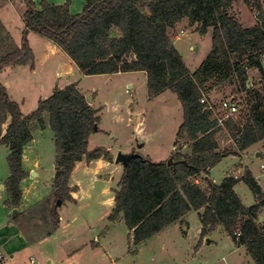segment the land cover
<instances>
[{"label":"trees","instance_id":"obj_1","mask_svg":"<svg viewBox=\"0 0 264 264\" xmlns=\"http://www.w3.org/2000/svg\"><path fill=\"white\" fill-rule=\"evenodd\" d=\"M236 1L85 0L82 11L71 14L69 0L63 4L41 0L39 6L24 0L20 45L12 43L9 34L0 37V72L16 66L34 68L27 39L33 32L60 48L82 75L143 72L149 98L169 90L179 99L183 115L175 137L174 163L142 156L131 159L113 194L109 220L121 216L135 246L170 224H183L186 214L194 210L200 211V241L222 228L255 264H264V193L250 170L245 168L237 178L226 174L218 184L209 179V170L224 157H239L256 144L264 150V17L252 27H243L231 13ZM183 18L196 26L201 37L212 29L211 50L193 72L172 41L171 30ZM114 30L117 37L111 36ZM250 70L260 74L253 87L246 84ZM225 82L243 96L237 101L238 112L221 126L214 116L216 107L209 110L200 99L209 100L208 93ZM46 115L55 144L56 201L73 200L74 190L68 184L77 162L110 159L102 147L87 148L99 118L75 84L56 88L24 115L0 83V144L7 147L9 169L5 189L7 203L14 208L20 204V183L26 176L24 146L32 140V125L45 128ZM224 135L231 142L220 147ZM179 145L187 147L188 153L182 154ZM240 183L251 191L253 205L241 202L236 192Z\"/></svg>","mask_w":264,"mask_h":264},{"label":"rangeland","instance_id":"obj_2","mask_svg":"<svg viewBox=\"0 0 264 264\" xmlns=\"http://www.w3.org/2000/svg\"><path fill=\"white\" fill-rule=\"evenodd\" d=\"M32 1L39 6L41 0ZM65 1L46 0L51 4ZM84 2L69 0L70 13L79 14ZM25 11L24 0H0V37L9 34L12 43L20 45ZM231 13L243 27H252L261 20V15L264 17V0H238L233 3ZM195 27L183 18L171 30L173 44L191 72L211 50L212 29L201 37ZM117 35L115 30L111 32V36ZM27 39L34 54V68L14 67L0 72V83L6 86L11 99L27 115L56 88L75 84L83 96L91 97L89 104L99 118L98 131L90 134L87 148L102 147L110 153V159L77 162L68 184L73 186L71 196L75 193V199L72 196V201L56 206L55 144L46 115L45 128L32 125V140L24 146L22 168L26 176L20 183V204L14 208L7 203L5 189L9 176L8 150L0 144V264H255L222 228L200 241V224L194 210L188 213L186 226L170 224L145 242L133 245L121 216L109 220L113 208L110 200L123 173L122 164L115 163V158L119 152L136 153L154 162L173 158L183 115L179 99L169 90L149 98L143 72L82 75L51 41L33 32L28 33ZM261 64L264 68V54ZM259 76L257 70H250L247 87L255 86ZM235 88L228 82L222 83L208 93L209 100L215 106L231 98L237 102L243 95L235 94ZM9 121L8 118L2 126L3 132ZM219 144L229 145L230 140L220 138ZM255 148L264 153L261 144H256L247 149L242 159L224 157L210 169L209 179L219 183L226 173H232V168L238 176L248 168L263 184L264 192V170L260 169L264 156L256 157ZM178 149L182 154L189 151L182 145ZM202 178L198 177V181ZM238 188L244 206L253 205L255 201L248 187L240 183ZM14 209L17 213L12 217Z\"/></svg>","mask_w":264,"mask_h":264},{"label":"built area","instance_id":"obj_3","mask_svg":"<svg viewBox=\"0 0 264 264\" xmlns=\"http://www.w3.org/2000/svg\"><path fill=\"white\" fill-rule=\"evenodd\" d=\"M201 103H204L206 105L205 108L209 109V110H213L214 111V106L215 103L213 101L207 100L205 97H202L200 99ZM216 110L218 112H221L222 115H218L214 114L215 118H217V121L219 122V124L222 126V121L227 119V117L233 116L238 112V106H237V102L233 101L232 98L231 99H226V100H222L219 104V106H215ZM228 138L227 135H224V137L221 138V140H224V138ZM230 140V139H229ZM231 142V140H230ZM261 169H264V166L261 165L260 166ZM234 178L239 177L236 172H233L231 174ZM33 261V260H31Z\"/></svg>","mask_w":264,"mask_h":264},{"label":"water","instance_id":"obj_4","mask_svg":"<svg viewBox=\"0 0 264 264\" xmlns=\"http://www.w3.org/2000/svg\"><path fill=\"white\" fill-rule=\"evenodd\" d=\"M193 51H196V47L193 48ZM85 99H86V101H87L88 103H90L91 100H92L90 96L85 97ZM94 131H95V132L98 131V124H94ZM175 150H176V148H175ZM138 156H140V155H138V154H136V153H132V154H123V153L119 152V153H117V155H116L115 163H117V164H122V166L125 167V166L127 165V163H128L131 159L136 158V157H138ZM255 156L261 158V157L264 156V153H262V152H256ZM182 162H184V161H182ZM171 163H174V162H173L172 158H169V160L167 161V164H171ZM106 177H107V176H106ZM238 191H239V188L236 189V192H238ZM56 206H60V201H59V200L56 201ZM16 213H17V209H14V210L12 211L11 216H12V217H15ZM207 241H208V240H207Z\"/></svg>","mask_w":264,"mask_h":264},{"label":"crops","instance_id":"obj_5","mask_svg":"<svg viewBox=\"0 0 264 264\" xmlns=\"http://www.w3.org/2000/svg\"><path fill=\"white\" fill-rule=\"evenodd\" d=\"M51 43V42H50ZM50 46V45H49ZM32 49V48H31ZM33 51V50H32ZM57 54H61L59 51L58 52H56ZM69 58V57H68ZM16 67H23V66H16ZM14 68V67H13ZM6 87V86H5ZM9 96H10V94H9ZM11 97V96H10ZM12 98V97H11ZM253 146H255L256 147V145H253ZM253 151H255V154H256V152H260L258 149H254ZM247 153V150H245L239 157H237V158H239V159H242V157H244V155ZM235 157V156H234ZM99 160V159H98ZM261 165H263L262 163L260 164V166ZM264 166V165H263ZM261 169V168H260ZM262 171L264 170V169H261ZM210 171V170H209ZM233 171H234V169L232 168V173H233ZM238 171L240 172V173H242V170L241 169H238ZM232 173H230V174H232ZM252 173V172H251ZM227 174V173H226ZM225 174V175H226ZM224 175V176H225ZM253 175V174H252ZM223 176V177H224ZM222 177V178H223ZM254 178H255V180H256V177L255 176H253ZM213 181V180H212ZM221 181V180H220ZM257 181V183L259 184V186L261 187V189H262V191H263V184L259 181V180H256ZM214 182V181H213ZM215 183V182H214ZM216 184H218V183H216ZM70 187H73L72 186V184H70ZM239 190H240V188H239ZM264 193V192H263ZM75 193H73V195H74ZM72 195V196H73ZM73 199H75V196H73ZM113 202V198L110 200V203H112ZM197 212V215H198V219H199V212L200 211H196ZM187 215H188V213L186 214V216L184 217V222H183V224H181V225H184V226H186V224H187V220H186V217H187ZM199 224H200V222H199ZM199 229H201V226L199 227ZM182 232L184 233V235L186 234V231H185V229H182ZM200 234V233H199ZM209 242H210V240H209ZM237 247H239V248H241V247H243V246H237ZM244 248V247H243ZM245 249V248H244Z\"/></svg>","mask_w":264,"mask_h":264}]
</instances>
